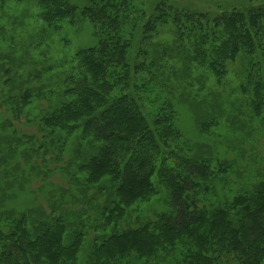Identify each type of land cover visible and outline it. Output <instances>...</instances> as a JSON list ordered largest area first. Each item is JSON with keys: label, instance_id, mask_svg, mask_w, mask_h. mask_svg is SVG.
I'll return each instance as SVG.
<instances>
[{"label": "trees", "instance_id": "trees-1", "mask_svg": "<svg viewBox=\"0 0 264 264\" xmlns=\"http://www.w3.org/2000/svg\"><path fill=\"white\" fill-rule=\"evenodd\" d=\"M5 1L0 0V8ZM36 4L39 19L48 26L80 16L94 28L96 44L76 54L75 73L64 78L67 100L43 123L68 134L78 129L81 140L97 144V152L80 169L86 184H109L101 186L107 195L96 207L102 226L116 225L132 205L155 195L154 176L168 195L166 211L140 226L113 231L95 245L86 264H149L174 255L180 264H264V180L219 206L200 207L199 195L208 194L210 181L225 175L228 165L185 155L173 112L161 107L151 114L139 99L143 83L134 87L132 80L143 69L127 60L131 32L143 15L136 0H89L79 10L68 0ZM169 19L183 55L217 80L226 62L244 54L248 62L241 89L252 112H264V49L259 56L255 52L263 35L264 5L212 14L159 0L142 25L141 42L157 23ZM22 96L27 99L29 93ZM6 226L0 229V264H76L82 233L74 232L72 243L65 244L62 216L33 229L24 218Z\"/></svg>", "mask_w": 264, "mask_h": 264}, {"label": "rangeland", "instance_id": "rangeland-1", "mask_svg": "<svg viewBox=\"0 0 264 264\" xmlns=\"http://www.w3.org/2000/svg\"><path fill=\"white\" fill-rule=\"evenodd\" d=\"M158 1L136 0L143 15L131 32L127 60L143 70L132 84L143 83L138 96L151 114L161 107L173 112L185 155L228 165L225 175L210 181L208 194L197 199L200 207L219 206L264 180V112L253 113L241 89L248 58L241 53L226 62L217 80L205 66L183 55L174 43L170 19L157 23L141 42L142 25ZM166 1L173 8L212 14L264 5V0ZM68 3L79 10L89 0ZM38 13L36 0H7L0 8V229L6 230L13 219L24 218L33 229L52 216H62L64 243H72L74 232H81L76 264H86L95 245L113 231L140 226L166 211L168 195L154 176L155 195L132 205L116 225L102 226L96 207L101 208L107 195L101 186L109 184H86L80 169L97 152V144L81 140L78 129L68 134L43 123L67 100L66 75L75 73L76 54L96 44L94 28L80 16L72 23L62 20L48 26ZM261 38L256 56L264 49V26ZM24 93H29L27 99ZM149 264L180 263L174 255Z\"/></svg>", "mask_w": 264, "mask_h": 264}]
</instances>
